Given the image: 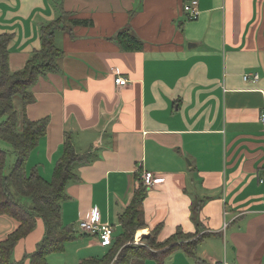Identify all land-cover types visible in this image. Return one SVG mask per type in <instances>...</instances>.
Listing matches in <instances>:
<instances>
[{
    "label": "crops",
    "instance_id": "0c3cea01",
    "mask_svg": "<svg viewBox=\"0 0 264 264\" xmlns=\"http://www.w3.org/2000/svg\"><path fill=\"white\" fill-rule=\"evenodd\" d=\"M190 1L0 0L12 71L41 49L42 26L67 13L56 34L59 69L38 79L26 107L14 98L19 126L25 114L49 118L28 173L52 180L68 136L87 156L62 204V222L74 231L65 250L105 255L80 221L97 209L115 239L139 178L152 171L163 180L148 188L146 226L135 238L158 225L160 241L179 229L202 236L195 256L177 249L165 264H264V0H198L196 18L185 11ZM126 29L141 49L122 48L117 35ZM118 74L126 85L116 84ZM19 226L0 215V241ZM44 234L38 218L15 259L33 253Z\"/></svg>",
    "mask_w": 264,
    "mask_h": 264
},
{
    "label": "trees",
    "instance_id": "16d2710c",
    "mask_svg": "<svg viewBox=\"0 0 264 264\" xmlns=\"http://www.w3.org/2000/svg\"><path fill=\"white\" fill-rule=\"evenodd\" d=\"M66 15L63 13L42 26L41 49L34 51L19 71H12L9 64L8 46L12 34L0 33V139L10 144L14 152V162L8 168L10 151L0 148V215L12 216L20 222L14 232L0 241V264H24L25 258H29L32 264H50L48 255L65 251L66 244L74 238L73 228L62 222V204L69 198L66 192L68 183L78 179L74 167L83 163L87 156L77 153L68 136L55 164L52 180H46L35 170L28 173V158L46 135L49 118L31 120L25 114L19 126L14 106L16 96L23 99L25 107L33 102L34 84L41 76L59 69L58 58L63 50L56 44V34L64 30ZM117 39L124 50L142 48V42L127 29L122 30ZM148 188L143 178H139L132 202L119 215L121 233L107 247L105 255L84 258L80 264H145L147 260L165 264L166 258L177 249L195 256L196 244L202 236L195 238L196 235L186 234L181 229L160 241L158 235L162 226L158 225L142 238V243H135L136 232L146 226L141 205ZM38 218H42L45 224L44 237L33 253L17 261L14 257L16 245L36 228Z\"/></svg>",
    "mask_w": 264,
    "mask_h": 264
},
{
    "label": "built area",
    "instance_id": "2783aa9c",
    "mask_svg": "<svg viewBox=\"0 0 264 264\" xmlns=\"http://www.w3.org/2000/svg\"><path fill=\"white\" fill-rule=\"evenodd\" d=\"M185 11L188 12L190 18H196L199 14L198 0H191L190 3L185 5ZM244 78L248 79V75H245ZM259 76H254V81L258 80ZM117 85L123 86L128 83V79L122 75H117L115 78ZM263 127H264V113L262 115ZM144 183L148 187H152L157 183H160L163 178L157 176L152 171H147L143 175ZM263 180V179H262ZM80 227L84 232L90 234H96L99 237V243L103 247H109L114 241V227L105 223L101 220L100 212L96 209L92 216L89 219H83L80 221ZM213 264H234L228 261L227 259L217 260Z\"/></svg>",
    "mask_w": 264,
    "mask_h": 264
},
{
    "label": "rangeland",
    "instance_id": "374dc122",
    "mask_svg": "<svg viewBox=\"0 0 264 264\" xmlns=\"http://www.w3.org/2000/svg\"><path fill=\"white\" fill-rule=\"evenodd\" d=\"M0 148H4L10 151L8 152V168H9L14 162L13 149L10 146V144H8L7 142L1 139H0ZM143 237H139L138 239L135 238V243H142L141 241ZM89 255H90V252L88 251L83 250L80 253H76L74 249L70 247L68 248V250H65L64 252H57L53 254L51 259H49V262H51L52 264H78V258H85ZM145 264H148V263L145 262Z\"/></svg>",
    "mask_w": 264,
    "mask_h": 264
}]
</instances>
